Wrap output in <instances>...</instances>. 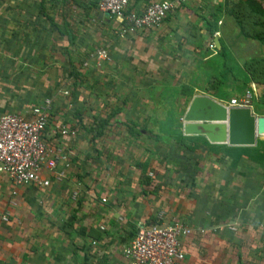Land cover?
Wrapping results in <instances>:
<instances>
[{
  "label": "crops",
  "instance_id": "obj_1",
  "mask_svg": "<svg viewBox=\"0 0 264 264\" xmlns=\"http://www.w3.org/2000/svg\"><path fill=\"white\" fill-rule=\"evenodd\" d=\"M153 1L158 0H128L127 9L136 13L141 12ZM209 1L215 3L216 0ZM89 2L92 3L90 6L92 10L89 9ZM84 3L87 5L88 14L93 16L95 22L90 25L88 23L90 18L83 21L87 16H80L82 23H88L83 29L88 35L81 37L80 42H77V35H69V41L64 39L65 42L56 46L54 53L53 51L45 53V49L42 48L36 52L26 51L35 48L32 45L34 42L32 38L25 40L28 42L25 45H21L20 41V93L13 90L9 94L10 90L3 84L9 81L10 60L6 56L0 57V115L10 113L26 116L32 107L49 98L50 95H40L42 93L39 86L29 91L23 89L22 82L30 77L32 84L33 81L38 84L41 78L45 82L56 81L57 76L50 78V75L42 74L50 71V67L62 63L60 61L62 53L57 55V51L63 52L66 61L73 66L71 63L76 61V57H83L84 62L85 60L88 63L93 62L89 56L97 49H105L108 60L102 61L100 66L102 70L95 76L100 92L96 96L89 91L82 94V101L85 102L82 117L98 115L99 118H103L101 131L92 134L93 124L88 122L87 118L82 119L83 124H78L71 113L66 114L67 107L64 106L67 103L54 93L43 135L46 144L51 145L55 142L53 137L55 128L60 125L69 127L73 134L60 139V142L63 149L70 153V159L75 158L72 159V163L86 155L88 149L84 154L80 152L86 150V143L90 146V141H96L94 138L98 137L95 146L99 153L98 181H91L89 191L84 194L86 200L83 201L87 214H93V218L86 215L83 221L86 229L85 238L89 239V235L99 237L101 231L112 232L111 236H107V241L118 238L122 245L119 249L98 251L97 256L108 258L107 264H127L122 257V249L131 239L138 223L164 224L176 220L182 222L190 231L189 235L181 239L185 253L184 264H216L215 258L217 259L218 255L216 247L219 243L217 231L224 224L230 227L236 225L237 219L233 217L237 210L243 209L242 211L249 213L248 204L244 205L251 195L248 182L259 180V177L264 175V164H256L241 156L235 165L231 166V159L223 149L230 146L210 144L202 136H183L177 122L170 124L168 117L165 116L153 123L152 115L155 109L166 115L171 112L170 107L174 105L177 107L176 114L182 117L192 96L205 95L216 99L202 93L188 97L179 92L173 95L170 89L176 88V84L172 83L174 76L171 71L169 72V62L154 59L159 56L161 58L175 56L161 53L160 42L170 35L175 39L178 34L171 28L170 22L174 21L172 13L177 5L157 28L122 37L117 34L116 22L96 10L94 0H84ZM27 18L28 13L21 10H0V47H7L9 44L10 47H14L13 42L18 40L12 35L14 33L22 35L30 30L33 34L32 30L25 26ZM42 18L46 19L44 16ZM197 31L199 35L205 32L200 27ZM187 33L190 32L185 33L188 38ZM2 34L7 36L4 37ZM190 41L191 38H188V41L184 40L183 46L188 49L186 42ZM183 46L179 49H185ZM163 48L169 46L164 45ZM176 52L179 56V51ZM25 66L31 68L27 69ZM170 66L173 67V63L172 65L170 63ZM85 71H87L85 75H88L89 70ZM119 86L125 88L119 89L117 88ZM11 95L12 101H3L1 98ZM21 97L28 99L22 101ZM56 100L64 103L59 104ZM104 118L107 119L106 122ZM152 130H159L160 135L152 133ZM173 130L174 132H170ZM83 132L86 134L82 142ZM179 137H184V144H177ZM195 144L197 148L193 153L184 151L185 145ZM174 156H186L187 161L181 162ZM70 159L66 173L70 170ZM106 162H110L109 165L105 164ZM169 163L176 167L164 168V164ZM181 164L185 168L180 166ZM148 173H152V177L148 176ZM58 184L52 182L44 189L18 187L17 205L8 207L6 200L12 185L5 176L0 175V214L3 211L8 213V222L0 227V264H22L23 260L30 258L28 255L24 256V251L20 249L19 227L20 210L25 208L21 203L28 200L27 191H45ZM95 194L100 197L99 200L93 197ZM101 199L104 202H101ZM160 214L162 218L157 220ZM93 219L95 220L92 221ZM90 243L95 244L94 241ZM85 254L89 256L90 253L83 252L80 255L82 258L80 264H86L83 262Z\"/></svg>",
  "mask_w": 264,
  "mask_h": 264
},
{
  "label": "rangeland",
  "instance_id": "obj_2",
  "mask_svg": "<svg viewBox=\"0 0 264 264\" xmlns=\"http://www.w3.org/2000/svg\"><path fill=\"white\" fill-rule=\"evenodd\" d=\"M246 1L216 0L213 3L209 0H184L174 8L172 15L175 22L173 20L170 22L171 28L178 34L175 39H172V35L166 36L160 42V47L161 53L175 56L163 57L164 59L160 56L154 58L169 62V72L171 71L174 76L172 83L176 84V88L170 89V93L174 95L179 92L186 97L193 94H207L222 104H226L232 98L243 99L246 93H249L248 105L251 112L255 116L264 115V14L259 13L260 9L264 8V0H249L259 5H251L252 11L246 9L244 4ZM89 4L91 9L92 3L89 2ZM86 6L84 0H0V10H21L28 13L25 26L33 32L32 34L29 30L22 35L14 33L12 35L18 38L13 42L14 47H10L11 44L0 47V57L6 56L10 60L9 81L3 82L10 90L9 94L13 90H18L20 93V41L21 45H25L28 43L26 41L32 38L34 41L32 45L35 48L26 51L35 50L36 52L42 48L45 49V53L51 51L54 53L56 46L65 42L64 39L69 41V35H77V42H80L81 37L88 35L83 29L88 23L91 25L95 22L93 16L88 14ZM81 15L87 16L83 21L87 18L91 20L87 21V24L82 23ZM199 27L202 31L204 29L203 34L196 33ZM186 31L190 32L187 34L188 38H191L190 42H186L188 49L182 43L184 40L188 41ZM216 32L219 34L214 36ZM2 36L7 35L2 34ZM92 42H94L93 39ZM164 45L169 48H163ZM16 46L19 47L16 48ZM182 46L185 49H179ZM176 51H179V56ZM58 54L62 56L60 60L62 63L53 67L46 66L50 67V71L42 74L50 75V78L57 76L56 81L45 82L41 78V82L37 84L33 81L32 84V77H30L22 82V88L29 91L39 86L42 93L40 95H50L48 97L51 102H53L52 95L58 94V97L67 103L64 106L67 107L66 114L71 113L78 124H83L82 119L87 118L88 122L93 124L92 134L101 131L103 118H99L98 115L82 117L85 109L82 94L89 91L96 96L100 92L95 76L102 70L100 69L102 62L97 66L94 62L88 63L84 59L86 66H83V57L78 56L71 66L63 52L57 51ZM170 63L174 66H170ZM25 68L31 67L25 66ZM85 69L89 70L88 73L91 76L85 75L87 73ZM124 86L117 88H125ZM1 98L3 101H12V95ZM24 99L28 98H20L22 101ZM176 109L177 107L172 105L171 112L166 115L155 109L152 115L153 123L165 116L168 117L170 124L177 122V127H180L181 117L176 114ZM104 121L106 122L107 119L104 118ZM152 133L160 135L159 130H152ZM85 134L83 132L81 136L82 142ZM94 139L97 141L98 137ZM78 140H80L79 137ZM96 141H90V146L86 143V150L80 153L84 154L88 149L89 154L82 155L79 161L72 163V159L75 158L70 159V170L60 184L55 183L58 185H53L45 191H27L28 200L21 203L25 208L20 210L19 227L20 249L24 251V256L28 255L30 258L23 260L22 264L25 262L27 264H80L82 261L80 255L83 252L90 253L89 256L85 254L83 262L86 264H107L109 259L98 257L97 252L119 249L122 245V241L118 238L107 241V236H111L112 232L101 231L99 237L89 235L87 232L89 239L84 236L86 229L83 221L86 215L93 218V214H87L85 210L84 194L89 191L91 181H98L99 153L95 149ZM254 146L259 149L264 148V136H258ZM109 163L105 164L109 165ZM259 164H264V161ZM174 167L176 166L173 163L164 164V168L174 169ZM248 185L251 195L244 205L248 204L249 213L242 211L243 209L237 210L233 217L237 219L236 225L231 227L233 230L224 224L217 231L219 243L216 247L218 250L216 264H264V175L259 177V180H249ZM93 197L97 200L100 198L96 194ZM90 241H94L95 244ZM114 241H116L115 244Z\"/></svg>",
  "mask_w": 264,
  "mask_h": 264
},
{
  "label": "built area",
  "instance_id": "obj_3",
  "mask_svg": "<svg viewBox=\"0 0 264 264\" xmlns=\"http://www.w3.org/2000/svg\"><path fill=\"white\" fill-rule=\"evenodd\" d=\"M94 1L96 10L113 19L117 24V34L123 37L157 27L184 0L153 1L137 13L126 10L128 0ZM89 57L97 66L108 60L107 52L102 48ZM83 66H86L85 62ZM249 98V93H246L243 99L232 98L224 105L249 107ZM50 108L51 101L45 98L32 107L26 116L0 115V175L5 176L12 185L7 199L8 207L17 205L18 187L44 189L50 183H60L66 178L70 153L63 149L60 139L73 134V131L60 125L54 131V144H46L43 135ZM147 175L151 176L150 173ZM101 202L104 200L101 199ZM161 215L157 216V220H161ZM7 222L8 213L3 211L0 214V227ZM189 233V229L176 220L164 224L140 222L121 254L127 264H184L181 239Z\"/></svg>",
  "mask_w": 264,
  "mask_h": 264
},
{
  "label": "water",
  "instance_id": "obj_4",
  "mask_svg": "<svg viewBox=\"0 0 264 264\" xmlns=\"http://www.w3.org/2000/svg\"><path fill=\"white\" fill-rule=\"evenodd\" d=\"M180 130L183 136H202L210 144L252 147L258 136H264V115L194 95L180 118Z\"/></svg>",
  "mask_w": 264,
  "mask_h": 264
},
{
  "label": "trees",
  "instance_id": "obj_5",
  "mask_svg": "<svg viewBox=\"0 0 264 264\" xmlns=\"http://www.w3.org/2000/svg\"><path fill=\"white\" fill-rule=\"evenodd\" d=\"M95 5V1L93 3ZM245 7L248 11H252V6L251 5H256L257 3H252L249 2V0H247L245 3ZM256 6H259L258 4ZM259 8V7H258ZM127 11H129L128 9H126ZM260 14H264V8H261L259 11ZM215 35H217L215 33ZM230 100V99H229ZM228 100V101H229ZM227 101V102H228ZM76 122L78 123V121L76 120ZM96 133V132H94ZM179 141H176L177 144H184V137H179ZM183 139V140H182ZM185 150L188 153H193L194 150L197 148L196 145H185ZM224 152L226 153V155L231 159L230 164L231 166H234L235 163L237 162V160L241 157V156H245L247 157L249 160L254 161L255 163H261L262 161H264V148L259 149L256 146L253 147H223ZM174 158H179L181 162L183 161H187V157L186 156H174ZM180 166H184V165H180ZM185 168V166H184Z\"/></svg>",
  "mask_w": 264,
  "mask_h": 264
}]
</instances>
